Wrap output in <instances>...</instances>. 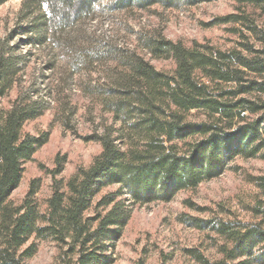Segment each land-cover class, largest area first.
Here are the masks:
<instances>
[{
    "label": "trees",
    "instance_id": "trees-1",
    "mask_svg": "<svg viewBox=\"0 0 264 264\" xmlns=\"http://www.w3.org/2000/svg\"><path fill=\"white\" fill-rule=\"evenodd\" d=\"M9 1L0 0V6ZM179 1L215 0H115L112 5L118 11H145ZM228 1L236 4V13L215 24L240 27L234 29L241 39L234 49L186 46L160 32L140 38L139 49L152 59L174 64L166 72L138 48L95 36L60 39V31L93 19L101 0H22L19 19L27 24L0 40V264H25L37 253L36 241L45 240L59 247V264H114L115 245L135 206L171 202L180 192L219 178L237 159L264 160V31L246 11L264 12V0ZM21 34L31 36L26 45L52 43L69 50L74 74L88 75L83 92L102 116L99 131L84 138L99 143L101 152L66 182L58 179L66 157H56L44 210L37 200L38 180L19 205L10 201L25 164L49 140V133L24 132L27 123L44 115L42 102L20 92L8 106L2 104L22 81L26 64L11 45ZM251 183L258 192L251 208L254 221L185 217L193 228L221 241L220 261L209 263L197 250H188L195 261L264 264V176ZM111 187L116 190L103 194Z\"/></svg>",
    "mask_w": 264,
    "mask_h": 264
},
{
    "label": "rangeland",
    "instance_id": "rangeland-1",
    "mask_svg": "<svg viewBox=\"0 0 264 264\" xmlns=\"http://www.w3.org/2000/svg\"><path fill=\"white\" fill-rule=\"evenodd\" d=\"M114 1L101 0L93 19L64 29L58 36L71 41L95 36L119 47L138 48V53L156 69L166 72H172L174 64L152 59L139 49L140 38L160 32L167 39L186 46L209 44L225 51L238 47L241 41L240 32L234 31L239 26L215 24L216 19L236 13L237 6L232 1L215 0L197 5L179 1L171 8L160 4L145 11L136 8L118 11L113 8ZM21 3L22 0H10L0 6V40L7 38L17 26L27 24L28 21L19 19ZM246 11L254 15L257 26L264 31V12ZM243 33L250 43H255ZM30 37L21 34L11 42L17 46L16 53L24 58L26 65L20 86L2 104L8 106L20 92H27L45 106L44 115L27 123L24 132L35 136L49 133L48 143L34 155L33 161L25 164L22 181L10 198L13 204L19 205L30 183L38 180L37 200L44 210L52 192L50 171L55 167L56 157H66L64 171L58 177L66 182L78 169L88 168L101 152L99 143L84 138L99 131L102 116L99 107L83 92L88 75L74 74L73 55L69 50L52 43L42 47L26 45ZM192 119L201 118L193 116ZM259 176H264V160L237 159L219 178L204 182L195 190L180 192L171 202L135 206L115 245L114 264H200L188 250H197L209 263L220 261V239L213 233L193 228L184 219L190 216L204 220L254 221L251 208L258 192L251 180ZM115 190L116 187H111L103 194ZM36 246L37 253L25 264H59V247L54 241H36Z\"/></svg>",
    "mask_w": 264,
    "mask_h": 264
}]
</instances>
